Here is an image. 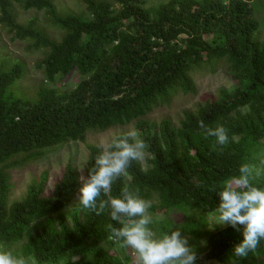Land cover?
I'll list each match as a JSON object with an SVG mask.
<instances>
[{
  "label": "trees",
  "instance_id": "trees-1",
  "mask_svg": "<svg viewBox=\"0 0 264 264\" xmlns=\"http://www.w3.org/2000/svg\"><path fill=\"white\" fill-rule=\"evenodd\" d=\"M78 1L84 13H62L53 0H0V25L29 41V50L45 51L39 64L45 81L35 101L6 98L8 89L24 78L25 64L7 59L0 65V245L37 264H122L113 249L118 243L108 239L106 230L108 224L121 225L111 219L109 209L96 215L79 205L65 212L81 185L72 162L52 190L44 172L12 202L11 172L47 150L86 142L89 133L134 123L149 146L148 166L133 161L129 175L117 179L109 195L119 197L125 187L138 190L152 202L149 212L163 223L161 232L171 231L172 223L159 216L168 217L174 210L194 209L207 219L220 203L222 181L238 175L240 165L254 162V154L264 147L262 25L251 0H167L158 5L147 0ZM14 3L26 11H44L63 32L61 39L43 31L37 19L19 23ZM220 66L235 81L230 89L184 110L178 126L170 118L159 123L146 119L156 108L171 104L175 95L194 93L196 72L215 73ZM75 71L81 79L73 88L47 84L56 85ZM201 120L212 128L225 127L229 142L219 145L215 137H205ZM87 148L85 175L102 152L96 144ZM185 227L182 234L192 235L193 244L198 236L207 242L196 264H264V241L260 256H234L242 229L229 225L203 232L194 224ZM123 259L131 263L130 256Z\"/></svg>",
  "mask_w": 264,
  "mask_h": 264
},
{
  "label": "clouds",
  "instance_id": "clouds-1",
  "mask_svg": "<svg viewBox=\"0 0 264 264\" xmlns=\"http://www.w3.org/2000/svg\"><path fill=\"white\" fill-rule=\"evenodd\" d=\"M198 124L205 137H215L219 145L229 142L228 130L222 125L212 128L203 120ZM148 147L136 129L103 143L95 167L80 177L82 186L77 201L82 210L96 215L109 209L111 219L121 226L108 224V239L118 243L126 255L131 252L132 264H196V248L189 244V238L180 228L160 234L154 230L149 212L152 202L141 198L138 190L134 192L125 187L119 197L109 195L117 179L129 175L132 162L145 159ZM253 160L241 164L238 175L222 181L217 193L220 203L215 210V225L242 229L243 239L233 248L237 258H246L250 253L260 256L258 249L264 241V184L261 183L264 156L253 157ZM102 195L107 199H102ZM121 262L126 264L123 257ZM0 264H28V261L0 245Z\"/></svg>",
  "mask_w": 264,
  "mask_h": 264
},
{
  "label": "rangeland",
  "instance_id": "rangeland-1",
  "mask_svg": "<svg viewBox=\"0 0 264 264\" xmlns=\"http://www.w3.org/2000/svg\"><path fill=\"white\" fill-rule=\"evenodd\" d=\"M57 5L60 12L75 11L84 13L85 6H83L78 0H53ZM148 5H158L164 3L167 0H147ZM251 3L256 6V17L261 23L260 34L264 37V0H251ZM14 12L17 15V20L21 24L28 23L31 19H37L41 29L46 31L55 39L60 40L63 32L53 25L49 21V17L44 11L30 10L26 11L24 8L16 3L13 4ZM31 43L29 41H21L11 34L9 29L0 25V65L4 64L7 59L19 60L25 64V76L15 85L11 86L6 94L7 97H26L32 101L37 99L36 92L39 85L45 81V73L39 64L44 58L45 51H32L29 50ZM7 57V58H6ZM9 68V67H8ZM7 68V69H8ZM81 76L78 72H73L70 75L64 76L58 84L47 83L50 87H57L61 90H66L75 87L80 81ZM196 91L194 93H179L172 98V102L169 105L161 106L152 111L146 119L159 123L164 118H170L176 126L179 125L183 116L184 110H194L200 105L205 98L210 96H216L221 89H230L235 81L231 78L229 71L220 66L219 70L215 73L210 70H201L193 75ZM129 129H135V125L130 124L124 127H113L104 133H89L86 138V142H71L60 147L47 150L45 155L31 163H28L22 168H17L11 172L12 182L14 188L12 190L10 201L21 199L30 183L39 178L44 172L49 174L48 189H53V183L58 179L66 165L70 162L77 168L79 175H85V169L89 159V149L87 144H96L101 147L103 143L109 142L113 136H117L119 133L126 132ZM264 156V147L254 154L253 157ZM145 156L143 161H140L144 168H147V158ZM81 183V181H80ZM82 185H80L81 187ZM79 191L74 196L71 204L65 212L71 213L72 208L79 206L77 201ZM155 202V201H154ZM194 210V209H193ZM193 210H174L168 217L160 215L159 218L171 222L175 230L180 228L182 232L185 230L186 225L193 226V224L203 232L214 231L216 229H223L226 226L215 225V214L207 215V219L202 220L201 216L195 213ZM152 215V214H151ZM154 220L153 228L160 234L163 233L162 222H156V217L152 216ZM207 223V225H205ZM167 224V223H166ZM171 225V226H172ZM171 226L166 228L172 230ZM168 232V231H167ZM189 238V244L194 245L197 251V255H203L206 250V239L198 236V240L195 238L197 244H193L192 235L186 234ZM20 245L14 246L13 250H17ZM205 247V248H204ZM120 257L130 256L131 263L133 256L129 251L126 255L124 250H121L118 244L113 247ZM28 261V264H37L34 260ZM207 264H220L217 261H210Z\"/></svg>",
  "mask_w": 264,
  "mask_h": 264
}]
</instances>
